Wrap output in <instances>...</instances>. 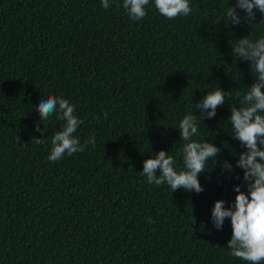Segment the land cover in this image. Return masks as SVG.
<instances>
[{"label": "trees", "instance_id": "1", "mask_svg": "<svg viewBox=\"0 0 264 264\" xmlns=\"http://www.w3.org/2000/svg\"><path fill=\"white\" fill-rule=\"evenodd\" d=\"M109 3L0 0V264H247L226 247L230 218L217 230L211 210L234 202L236 185L247 190L229 102L255 77L231 48L264 36V24H245L238 8L241 24H227L236 0H190L191 14L171 20L150 0L136 22L123 0ZM214 85L230 93L194 138L221 149L198 178L204 191L148 184L140 172L153 153L182 166L179 121ZM47 95L75 105V136L94 147L49 162L64 122L39 121Z\"/></svg>", "mask_w": 264, "mask_h": 264}, {"label": "clouds", "instance_id": "2", "mask_svg": "<svg viewBox=\"0 0 264 264\" xmlns=\"http://www.w3.org/2000/svg\"><path fill=\"white\" fill-rule=\"evenodd\" d=\"M104 9L111 5L109 0H101ZM150 0H123L122 7L130 20L136 22L146 17V6ZM159 14L171 20L177 16H189L192 12L190 0H153ZM121 5H117L120 7ZM237 8L245 13L244 23L255 28L264 24V0H236L235 7L227 6L225 17L227 24L240 25L241 17ZM254 9L261 14V21L256 23ZM251 34L234 42L232 55L239 59L251 61L249 69L254 74L251 88L243 94L237 93L230 97L231 115L228 124L231 125V137L239 141L244 149L237 159L236 167L243 171L246 191L236 185L234 202L226 208V201L217 200L211 210V220L217 230H221L226 218H230L232 236L227 243L229 255L247 262V264H264V36L252 39ZM199 104L194 105V113L183 116L179 121L178 130L181 135L180 155L182 166H177L176 159L165 151L153 153L146 159L140 175L146 177L147 183L155 186L167 185L172 193L177 189L197 194L204 191L199 182V176L205 173L209 161L217 163L221 149L206 140L194 139L199 135V125L203 122V114L211 119L216 116V110L223 105L226 96L221 88L214 85ZM235 101V102H233ZM199 109L200 116L195 114ZM39 121H47L55 116L63 121L61 129L51 137L49 162L60 161L65 154L72 156L82 153L88 145L95 146V137H89L81 144L75 136L77 129L83 123L75 112V105L62 97L47 95L40 99L38 108ZM107 118V113L104 114ZM99 119V117H96ZM37 122L36 131H42ZM35 144L45 143L44 136H33ZM235 155V154H234ZM225 171L231 173L232 165L228 161H220ZM159 169L160 174L156 172ZM239 179V177H237ZM151 223V218H148Z\"/></svg>", "mask_w": 264, "mask_h": 264}]
</instances>
